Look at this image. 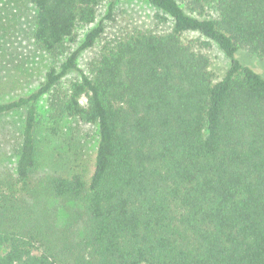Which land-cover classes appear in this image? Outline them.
<instances>
[{
	"label": "trees",
	"instance_id": "1",
	"mask_svg": "<svg viewBox=\"0 0 264 264\" xmlns=\"http://www.w3.org/2000/svg\"><path fill=\"white\" fill-rule=\"evenodd\" d=\"M146 1L0 0V72L24 20L45 65L0 101V264H264V0Z\"/></svg>",
	"mask_w": 264,
	"mask_h": 264
},
{
	"label": "rangeland",
	"instance_id": "2",
	"mask_svg": "<svg viewBox=\"0 0 264 264\" xmlns=\"http://www.w3.org/2000/svg\"><path fill=\"white\" fill-rule=\"evenodd\" d=\"M115 2L117 21L109 25V30H117L130 25L146 28L157 27L155 20L153 19L155 10L146 0H115ZM27 14L29 17L31 12H28ZM21 25L22 33L18 36V44L16 47L18 48L20 46V50L23 51L19 54V58L22 62L16 64L19 69L15 65H12L6 72H0V101L16 98L17 96L28 93L42 79L41 74L45 65L41 63L38 53L36 54L33 49V44L29 41L27 36V34H29L28 23L24 20ZM187 36L190 38H196L198 37V34L189 33ZM208 53L212 59V69L216 73L217 77L221 78L226 73L231 59L228 58L217 46H213ZM90 57L91 53L86 54L84 61L88 60ZM235 57L238 58L244 65L252 68L264 77V57L252 55L246 50H239L235 54ZM87 128L88 127L83 128V130H87V132L83 135L87 138L85 140L88 143L86 145L85 152L91 154L90 158H92V139L94 131ZM81 147L83 149L84 145H81ZM78 150L79 149H77V151ZM69 154L73 157L76 156L75 150H71ZM81 154H83V150ZM58 217L60 223H63L67 217V211H65L62 207H59Z\"/></svg>",
	"mask_w": 264,
	"mask_h": 264
}]
</instances>
